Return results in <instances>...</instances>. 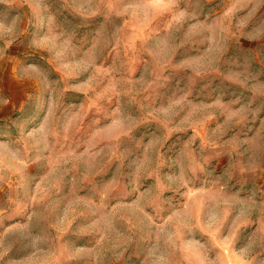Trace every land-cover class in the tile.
<instances>
[{
  "label": "rangeland",
  "instance_id": "rangeland-1",
  "mask_svg": "<svg viewBox=\"0 0 264 264\" xmlns=\"http://www.w3.org/2000/svg\"><path fill=\"white\" fill-rule=\"evenodd\" d=\"M0 264H264V0H0Z\"/></svg>",
  "mask_w": 264,
  "mask_h": 264
}]
</instances>
